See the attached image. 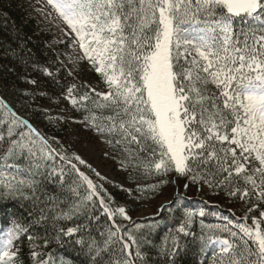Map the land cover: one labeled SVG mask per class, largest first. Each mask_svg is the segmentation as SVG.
<instances>
[{
	"label": "snow or ice",
	"instance_id": "obj_1",
	"mask_svg": "<svg viewBox=\"0 0 264 264\" xmlns=\"http://www.w3.org/2000/svg\"><path fill=\"white\" fill-rule=\"evenodd\" d=\"M38 11L57 32L55 70L23 43L5 49L17 66L0 83V264H264V0H43ZM30 69L58 91H40ZM36 120L93 133L132 204L171 199L133 219ZM191 189L236 210L189 206Z\"/></svg>",
	"mask_w": 264,
	"mask_h": 264
},
{
	"label": "trees",
	"instance_id": "obj_2",
	"mask_svg": "<svg viewBox=\"0 0 264 264\" xmlns=\"http://www.w3.org/2000/svg\"><path fill=\"white\" fill-rule=\"evenodd\" d=\"M26 4V0H0V83H3L5 80L12 81L16 79V74L10 72L9 69L17 66V62L14 61L11 56L5 55V49L11 47L15 48L17 51H21L19 47L20 43H23L24 45L23 51L26 54L32 55V61L34 64L39 66H49L55 70L54 61L59 50L56 48L55 44L50 42V36L45 33L46 31L36 20L34 15L28 10ZM50 45L51 47H49ZM67 54L68 53H64L65 59ZM29 74L32 78L39 81L40 91L47 92L49 95L52 94L53 90L58 91V86L52 82L50 77L32 69L29 70ZM84 78H91V74L88 73L86 69L84 70ZM18 85L21 88L35 87L23 82H18ZM36 105L54 110H64L66 107L65 104L57 106L55 103L49 102L45 96H38ZM68 113L71 114L70 111H68ZM35 122L49 135L55 134L64 145L66 144L67 133L69 130L68 124L49 127L46 122H41L39 120H36ZM112 194L115 197L118 196L119 200H126V194L120 190L115 189V192H112ZM170 194L171 192L169 193V197ZM121 196H123V198ZM215 200L221 207H223L220 210L223 211L225 215H228L230 210H236V205L229 204L223 198H215ZM7 203L8 205H14L15 202L8 201ZM0 207H3V205H0ZM132 207L137 210V205L133 204ZM209 218L215 219L213 216H208L207 222H210L208 221ZM196 259L197 258L192 254L183 255L180 259V264H195Z\"/></svg>",
	"mask_w": 264,
	"mask_h": 264
},
{
	"label": "rangeland",
	"instance_id": "obj_3",
	"mask_svg": "<svg viewBox=\"0 0 264 264\" xmlns=\"http://www.w3.org/2000/svg\"><path fill=\"white\" fill-rule=\"evenodd\" d=\"M42 3L43 0L29 1L30 8L33 11L37 12V17L40 21H44L42 15L38 11V8L42 5ZM47 26L50 28V25L47 24ZM51 31L53 35L52 38L55 40L57 32L55 29H52ZM55 114L66 116L65 112L61 111L54 113V115ZM68 123H70L71 129L68 134L67 140L73 147V151L79 154L86 161L87 165H90L91 168L95 170V172H98L100 174V177H105L107 181L117 185L123 183L125 180H123L118 172H116V170H113L111 165L109 164V157L105 155V153L108 151L107 147L102 144L93 135V133L85 129L82 124L72 122L71 120ZM199 196L207 197L203 196L202 194H199ZM166 199L167 197H164L145 205V207L142 208L135 216L142 217L152 214L155 209V205L162 202L164 203Z\"/></svg>",
	"mask_w": 264,
	"mask_h": 264
}]
</instances>
